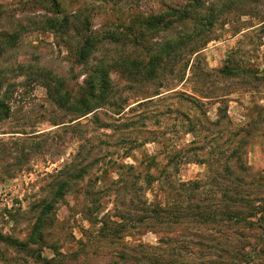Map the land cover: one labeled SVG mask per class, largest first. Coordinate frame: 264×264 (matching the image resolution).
<instances>
[{"label":"rangeland","instance_id":"1","mask_svg":"<svg viewBox=\"0 0 264 264\" xmlns=\"http://www.w3.org/2000/svg\"><path fill=\"white\" fill-rule=\"evenodd\" d=\"M184 7L188 19L169 14ZM159 14L171 23L147 28ZM191 35L145 77L148 59ZM0 118V264L264 255V232L219 220L236 204L218 194L236 177L264 193L252 182L264 180V0H0ZM146 159L150 186L131 179ZM240 161L247 172L221 171ZM130 197L158 219L139 223Z\"/></svg>","mask_w":264,"mask_h":264},{"label":"trees","instance_id":"2","mask_svg":"<svg viewBox=\"0 0 264 264\" xmlns=\"http://www.w3.org/2000/svg\"><path fill=\"white\" fill-rule=\"evenodd\" d=\"M191 12H195V10L191 11L188 7H184L181 10L169 11V14H174L176 19L182 21V20L190 18ZM150 20H151L150 24H149L150 21L147 22V28L149 27V29L165 28L168 25V23H171V22H169V20L164 21V14H159ZM191 37H193V35L180 38L176 42H174V45H172L170 42L166 43L164 45V48H163L164 50L165 49L167 50L165 54H162L161 52L156 53L154 55V57H152L151 59H148V61L145 65H142L144 67V70H147L145 77L148 78V77L152 76L154 74L153 71L156 69V67L159 66V63H160L161 59L163 58V56L169 55L172 50H173L172 51L173 55H172V53H171V55H172V58H174L173 61L179 60V58L177 59L179 53L177 54L175 52L176 47L188 44L190 39H192ZM190 52H191V54L196 53V51H193V50H190ZM95 73L98 74V78H100V82L102 85L101 88L104 90V91H102V95L104 94V92L105 93L109 92L110 86H109V80L107 77L108 76L107 73L103 69H99V71H96ZM83 83H85V84L89 83V77L88 76L85 77ZM87 87H88V85H86V88ZM90 89H91V87H90ZM91 90H93V89H91ZM90 95H91V93H90ZM88 98H89V94L86 97H82L77 102L79 105V108L82 110L79 112L81 114L80 117H84V116L89 114V109L87 108ZM217 114H218L217 116H218L219 120H223L226 118V113H221V108H217ZM6 117H7V115H4L3 118H6ZM237 153L238 152H235V154H237ZM145 164H147V165L145 167L144 173H141L139 171L137 176L136 175L132 176L131 179L133 181H135L138 178L139 183H145L146 186H150L155 181V178H153L150 175L149 168H148L149 166H152L154 164L153 159H146ZM130 168H132V167H129V169ZM224 168H225L224 169L225 171H223V170H221V171L223 173L225 172L228 174H232L233 171L236 169H239V172H241V173H245L249 169V167L247 165L245 166L241 161L238 165H235V163H228L227 166H225ZM209 170H210V167H208V171ZM241 173H239V174H241ZM242 178H244V177H236L235 182L237 184H236V187H235L233 192L230 188L224 186L221 189L220 193H218L219 195H221L225 199L226 203H229L231 205L236 204V211L229 210V213L223 212V217H222L223 219H219V220L220 221L226 220L228 222L236 223L237 225H240V226H247V227L252 228V229H259L262 232H264V193H262V194L261 193H253V192H250L249 189H246V191L245 190L240 191L239 187L242 184V181H243ZM214 180H216V179L213 178L212 181H214ZM252 182L256 186H259L260 184H262L264 187V180L261 178H253ZM130 183H132V182H130ZM193 185H197V183H194ZM141 188H142V186H139L140 191H141ZM59 189H62V187H60ZM232 193H233V197L231 198L230 195ZM58 194H60V196H62L61 192H58ZM129 199H130L131 205L138 208L139 214H141L143 216L141 218L142 221H141V219L138 220L139 223L144 222V221H149V220H157L158 214L162 212L159 210V207L150 204V202H148L146 199H144V200L140 199L139 200L138 198L134 199L133 197H130ZM164 213H166V212H164ZM199 216H203V215H199ZM203 218H205L206 220L213 221V220H215L216 217H214L213 215H206V216H203ZM121 223H115V224L118 225ZM38 235L41 236L40 232ZM254 249H257V247L254 246ZM240 256L245 258L244 255H240ZM252 264H264V255H261L258 258H256V260Z\"/></svg>","mask_w":264,"mask_h":264}]
</instances>
